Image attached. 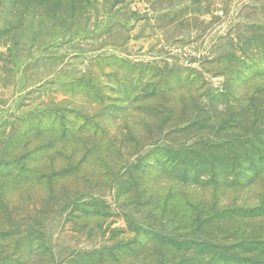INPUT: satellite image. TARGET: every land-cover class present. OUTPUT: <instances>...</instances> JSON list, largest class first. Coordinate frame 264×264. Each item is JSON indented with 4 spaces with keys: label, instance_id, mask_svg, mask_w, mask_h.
Segmentation results:
<instances>
[{
    "label": "rangeland",
    "instance_id": "obj_1",
    "mask_svg": "<svg viewBox=\"0 0 264 264\" xmlns=\"http://www.w3.org/2000/svg\"><path fill=\"white\" fill-rule=\"evenodd\" d=\"M263 56L264 0H0V264H264Z\"/></svg>",
    "mask_w": 264,
    "mask_h": 264
},
{
    "label": "trees",
    "instance_id": "obj_2",
    "mask_svg": "<svg viewBox=\"0 0 264 264\" xmlns=\"http://www.w3.org/2000/svg\"><path fill=\"white\" fill-rule=\"evenodd\" d=\"M260 66H262V68L264 69V56H263V59L260 60V62H258V61L256 62V65L254 67L259 69ZM252 69L253 68H251V70ZM246 153H247L246 154L247 157L251 156L249 154V151L246 150ZM200 168H202V167L199 166V165L193 166V168H191V170H189V174L199 177V173L198 172L201 170ZM256 173H257V170H256ZM225 261H226L227 264H254L255 263V261H245V260H239V259L230 260L229 258H226ZM257 264H259V263H257Z\"/></svg>",
    "mask_w": 264,
    "mask_h": 264
},
{
    "label": "built area",
    "instance_id": "obj_3",
    "mask_svg": "<svg viewBox=\"0 0 264 264\" xmlns=\"http://www.w3.org/2000/svg\"><path fill=\"white\" fill-rule=\"evenodd\" d=\"M214 81H217L216 79Z\"/></svg>",
    "mask_w": 264,
    "mask_h": 264
}]
</instances>
